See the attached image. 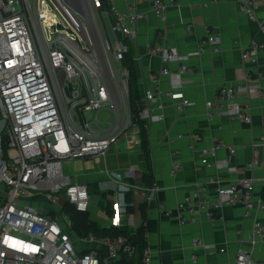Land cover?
<instances>
[{"label":"built area","instance_id":"built-area-1","mask_svg":"<svg viewBox=\"0 0 264 264\" xmlns=\"http://www.w3.org/2000/svg\"><path fill=\"white\" fill-rule=\"evenodd\" d=\"M239 3L241 12L257 21V9L264 0ZM168 8L167 0H154L145 10L135 1L120 10L115 0H0V264H115L134 256L135 246L126 236L73 238L65 203L78 212H89L92 195L87 184L66 173L65 166L89 159L107 165L115 145L134 135L137 117L130 102V72L124 59L138 37L139 24L151 17L164 19ZM260 25L264 35V23ZM220 44V35L209 33L195 52L185 56L175 47L148 46V54L164 64H181L174 73L179 82L171 90L159 85L161 77L172 73L165 67L152 73L151 79L158 85L137 101L138 117L147 128L165 118L150 106L154 101L168 98L176 102L180 114L187 112L193 103L182 92L180 80L195 69L186 61L201 56L207 48L218 51ZM260 53L264 54V40L243 49V59L253 64L247 83L219 87L215 97L206 101L209 118L226 116L252 123L251 109L241 103L239 95L263 96L250 85L262 76ZM101 112L110 116L100 118ZM222 145L217 141L202 148L201 166L236 171L234 147H228L226 159H215ZM253 146L257 157L247 164L251 171L260 166L258 153L264 150V134ZM181 166L179 160L174 162L173 177ZM137 170L132 167L126 175L134 178ZM259 182L264 184V175L239 178L215 189L211 186L217 179L197 184L176 208L178 220L181 225L196 224L202 216L215 220L227 206H243L246 217L255 209L264 212V198L255 195ZM159 190L153 185L146 200L153 201ZM36 197L46 198L52 206L31 203ZM124 212V206L117 203L112 225L121 224ZM162 212L173 215L165 207ZM249 243L250 247L239 246L236 264H256L255 248L264 246V217L254 221ZM193 246L215 248L200 239ZM219 250L225 253L227 246ZM143 259L151 261L147 249ZM192 261L198 263L197 255Z\"/></svg>","mask_w":264,"mask_h":264},{"label":"crops","instance_id":"crops-1","mask_svg":"<svg viewBox=\"0 0 264 264\" xmlns=\"http://www.w3.org/2000/svg\"><path fill=\"white\" fill-rule=\"evenodd\" d=\"M134 1L145 10L154 0H115V3L120 10H125ZM167 1L169 8L165 18L151 17L142 21L138 27V37L131 43L130 52L135 60L141 98H144L146 91L158 85L151 79L152 73L165 67L172 73L161 77L160 87L171 90L173 84L179 82L174 73L181 63L164 64L159 57L148 54L149 45L175 47L185 56L195 52L209 33L219 34L221 44L218 51L207 48L201 56H193L186 61L187 65L195 69L193 74L184 75L180 80L182 92L193 103L186 113L180 114L176 110V102L168 98L150 104L156 114L163 113L165 117L162 121L153 122L148 128L153 185L160 188L158 194L153 201L146 200V193L151 187L145 182L146 166L139 128L134 135L120 141L109 152L107 166L103 161L98 162V159H89L68 163L65 171L87 186L89 183L100 185L106 180L104 182H116L123 187L122 184L126 185L124 178L128 181L136 179L137 185L127 187L133 191L134 199L129 204L130 209L134 208V214L127 216L128 224L134 229L139 228L142 223L139 206L144 201L148 202L147 253L151 261L145 263L143 259V264H194L193 255L198 257L197 264H236L239 246L250 247L249 237L254 221L264 217L263 211L255 209L246 217L243 206H227L215 220L202 216L196 224L181 225L176 208L197 184L217 179V183L211 186L215 189L217 186H229L239 178H260L264 175L263 149L258 153L260 166L254 171L247 168V164L257 157L253 144L264 134L263 53L258 56L262 76L250 82L252 87L263 92V96L256 93L239 95L241 103L251 109L252 123L231 120L226 116L209 118L206 114V101L215 97L219 87L247 83L248 72L253 64L243 59L242 52L253 41L260 43L264 40L260 28V24L264 23V5L257 9V21H252L241 12L239 0H207V4L205 0ZM188 25H191L190 29L187 28ZM197 134L201 136L200 140L196 138ZM217 141L223 143L216 152L217 161L229 156L228 147L236 149L232 159L236 171L225 166H201V149L211 147ZM177 160L182 166L173 177L171 170ZM130 167L138 169L135 177L126 175L123 178L122 173ZM110 171L114 172L116 181H107L105 172L110 174ZM99 185L97 187L100 189ZM263 187L261 182L256 185L257 198L261 197ZM163 207L173 210V215H165L162 212ZM124 209L126 217V204ZM195 239L214 245L215 248H195ZM224 246H227V250L221 253L219 248ZM254 254L256 264H264V246L258 245Z\"/></svg>","mask_w":264,"mask_h":264},{"label":"trees","instance_id":"trees-1","mask_svg":"<svg viewBox=\"0 0 264 264\" xmlns=\"http://www.w3.org/2000/svg\"><path fill=\"white\" fill-rule=\"evenodd\" d=\"M125 66L129 69L130 72V102L132 110L137 117V126L140 132L141 146L143 149V161L146 166V173L144 174L146 185L152 187L153 185V168L151 161V151H150V142H149V129L146 127V122L138 117V110L136 107L137 101L141 99L138 86V74L135 66V60L131 52H129L124 59ZM89 191L91 195H97L100 192V189L95 183L88 184ZM130 196V192L127 193ZM104 194L99 200L100 205L104 207L107 215L113 211V203L108 201L105 203ZM261 197L264 198V187L261 194ZM133 197H129L128 209H130L129 204L133 202ZM142 223L139 228L134 229L128 223H121L120 225L109 226L100 225L99 222L93 219L88 212L81 213L76 211V209L69 203H65L64 210L71 218L73 226V233L80 237H87L90 234H94L99 238H116L119 236H126L132 245L135 246V254L131 258H123L121 261L116 262L115 264H143V257L147 249V233H146V222L148 218V202L144 201L139 206ZM110 216V215H109Z\"/></svg>","mask_w":264,"mask_h":264},{"label":"rangeland","instance_id":"rangeland-1","mask_svg":"<svg viewBox=\"0 0 264 264\" xmlns=\"http://www.w3.org/2000/svg\"><path fill=\"white\" fill-rule=\"evenodd\" d=\"M106 116H110V114L106 113V112H101L99 114L100 118H103ZM129 169H131V167ZM128 170H126V171H128ZM113 173L114 172H111V171H110V174L105 172V174H106L105 177L107 178V181H111L110 179H112L113 181H116L115 175H113ZM122 175H123V178L126 177V172L122 173ZM124 180H126V181H124L125 184L137 185V183H135L136 179L135 180L132 179V181H128L127 179L124 178ZM104 181H106V180H103L102 184H100V185L96 183L97 185L100 186V189L102 190V192L95 195V196L92 195V197H91V210L88 213L90 214V216L93 219L97 220L100 225H106V224L110 225V224H113L112 222L116 218V215H117L116 204L120 203L123 206H125V204H126V206H127L129 203V197H133V191L128 190V189H124L123 187H120L119 184H116V182H115V184H112V183H107ZM130 189H133V188H130ZM129 192H130V196H129V194H127ZM102 193L104 194L103 199H104L105 203H107L108 201H111L113 203V205H112L113 211L108 215H107L104 207H102V205H100V203H99V200L102 197ZM123 199H124L125 204L122 203ZM30 202L34 203V204H37L40 202L44 207H51L52 206V203L44 197H36L33 200H31ZM127 214H128V216L134 214V208L126 210V217L121 218V223H123V222L128 223L129 217L127 216ZM72 236H73V238H75L76 234L73 233Z\"/></svg>","mask_w":264,"mask_h":264}]
</instances>
